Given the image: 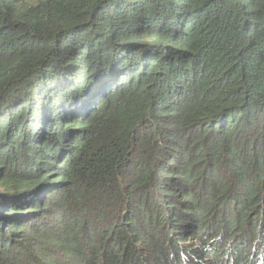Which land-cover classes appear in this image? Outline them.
I'll list each match as a JSON object with an SVG mask.
<instances>
[{
    "label": "trees",
    "instance_id": "obj_1",
    "mask_svg": "<svg viewBox=\"0 0 264 264\" xmlns=\"http://www.w3.org/2000/svg\"><path fill=\"white\" fill-rule=\"evenodd\" d=\"M0 264H264V0H0Z\"/></svg>",
    "mask_w": 264,
    "mask_h": 264
},
{
    "label": "water",
    "instance_id": "obj_2",
    "mask_svg": "<svg viewBox=\"0 0 264 264\" xmlns=\"http://www.w3.org/2000/svg\"><path fill=\"white\" fill-rule=\"evenodd\" d=\"M48 54H49V52L47 53L46 56H44L42 58V60L40 61V64L39 65H43V64L47 63V61H48Z\"/></svg>",
    "mask_w": 264,
    "mask_h": 264
},
{
    "label": "clouds",
    "instance_id": "obj_3",
    "mask_svg": "<svg viewBox=\"0 0 264 264\" xmlns=\"http://www.w3.org/2000/svg\"><path fill=\"white\" fill-rule=\"evenodd\" d=\"M254 249H255V246L253 245V249L251 248V250L254 251ZM261 262H262V261H260L259 263H261Z\"/></svg>",
    "mask_w": 264,
    "mask_h": 264
},
{
    "label": "rangeland",
    "instance_id": "obj_4",
    "mask_svg": "<svg viewBox=\"0 0 264 264\" xmlns=\"http://www.w3.org/2000/svg\"><path fill=\"white\" fill-rule=\"evenodd\" d=\"M241 235H242V234H241ZM225 239H226V238H225ZM225 239H224V240H225ZM250 247L253 249V243H251Z\"/></svg>",
    "mask_w": 264,
    "mask_h": 264
}]
</instances>
